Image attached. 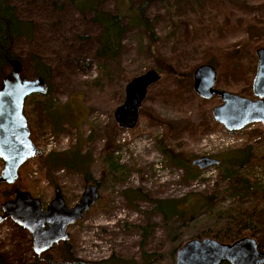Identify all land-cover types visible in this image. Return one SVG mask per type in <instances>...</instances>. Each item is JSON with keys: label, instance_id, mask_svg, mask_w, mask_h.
Masks as SVG:
<instances>
[{"label": "rangeland", "instance_id": "rangeland-1", "mask_svg": "<svg viewBox=\"0 0 264 264\" xmlns=\"http://www.w3.org/2000/svg\"><path fill=\"white\" fill-rule=\"evenodd\" d=\"M185 1V0H184ZM10 4L16 9L21 19L33 22L34 30L30 39L17 38L12 44V53L22 64V78L34 79L35 72L32 56H37L42 63L49 67L50 92L48 98L50 104L56 107H64L57 124L64 130L59 134H53L48 127L42 130L36 145L41 149V155L29 160L27 166L22 169L20 179H25V184L17 178L12 185L5 184L2 189L9 191L16 187L18 191H24L41 200L45 206L53 198L56 184L61 189L62 196L67 206H73L80 198L84 188L82 178L73 172L55 169L45 178L40 174L42 156L49 152L69 151L85 160L86 167L81 169V174H89L95 182H100V198L92 205L86 217L76 224L68 227L71 253L77 259L97 264L107 261L113 255L116 260L141 261V254H155L156 259L150 264H174L173 249L178 242L190 240L195 237L201 228H208L217 221L216 215L222 211H230L235 207H252L257 199L253 197H239L237 193H227L230 187V179L224 177L226 166H213L204 170H190L189 175H196L195 179H188L185 171L180 167L165 165V158L155 150L154 140L142 133L151 132L158 136L160 130H150L142 118L132 130H123L118 126L114 128L115 120L113 112L124 101V89L126 83L121 77L120 71H124L127 77L144 73L145 68L139 69L134 63L140 44L144 45L145 38L140 36L137 28H128L121 40L122 52L116 62L106 61L97 55L98 42L101 28L91 22L89 12L81 13L75 6L65 0H10ZM263 0H237L234 3H226L230 13L227 24H217L218 18L224 14L223 10L212 9L210 15L215 17L208 27H257L252 31V36L241 52L237 62H231L236 66L246 64L245 59L251 57V46L264 42V7L260 5ZM146 3L144 13L149 21L153 22V29L157 37L161 39L159 45L164 49V34L170 23L167 19L174 16L173 10H181L182 0H104L99 8L112 14H120V8L131 7V10L139 8ZM128 16L123 17V24L128 23ZM174 23L180 27L179 21ZM256 33V34H255ZM227 32L224 39L229 42L241 40L244 35L240 31H234L230 37ZM228 38V40L226 39ZM240 46V45H239ZM258 48L257 47L254 52ZM230 54L239 50L238 45L234 50L229 49ZM253 56L254 53L252 52ZM141 56V55H140ZM254 58V57H253ZM233 65V66H234ZM233 66H231L233 68ZM100 68L105 69V77L98 88L87 89L81 87L82 82L102 76ZM10 66L5 71H10ZM240 74V73H239ZM251 74V73H250ZM230 77V76H229ZM243 79V78H242ZM105 80V81H104ZM120 83V87L116 86ZM245 82L238 81L228 88L218 87L230 93L237 94ZM1 87V86H0ZM113 88L121 97L118 104L109 92ZM99 90L101 93H99ZM149 90V89H148ZM242 95V93H239ZM28 99V98H27ZM26 101V100H25ZM35 100L28 99L24 110L31 112L29 123L38 117L39 109L33 108ZM47 103H42L44 110ZM145 105L149 106L147 100ZM221 104L219 97L209 100V106L214 108ZM153 108L162 118L179 123V113L160 103L153 104ZM195 105L190 104L184 109L185 116L193 123L199 120L195 113ZM37 115V116H36ZM36 117V118H35ZM31 119V120H30ZM244 128L238 134H226L219 129L210 135L220 137L234 136L243 141L233 145L225 144L221 140H212L209 135L201 137L198 141L190 142L186 152L193 160L196 156L215 155L221 157L224 162L230 154L243 149L244 145L253 148L252 153L257 157L264 154V133L258 124ZM255 131L256 135L250 137ZM114 132V141L120 147L113 152H105L104 145L106 135ZM54 135L57 142L56 149H49L48 139ZM90 136V137H89ZM206 139V144L203 142ZM109 157V159L107 158ZM218 157V158H219ZM118 167H113V164ZM0 160V174L3 169ZM190 166V165H189ZM241 175L247 176L252 184L264 185V168L259 166L251 168H238ZM46 168L43 166L41 173ZM47 172V171H46ZM185 178V182L182 179ZM137 191L148 195L155 200H181L186 214L191 213L193 205L200 201L202 210L193 219L183 222L173 218L165 223L161 214L154 211V205L146 199H141L125 191ZM129 195V200L127 197ZM214 196L212 202H205L201 197ZM14 195L11 196V199ZM131 203V204H130ZM198 204L195 205V209ZM227 214H224L226 217ZM150 226V235L143 240L141 228ZM174 238V240H173ZM192 239V238H191ZM178 240V241H177ZM144 243L142 247L140 244ZM62 245L58 244L47 253L39 256L37 264H69L60 257L57 250ZM0 257L5 264H22L35 262L36 256L32 249L31 236L25 229L6 220L0 224ZM47 258L49 260H47Z\"/></svg>", "mask_w": 264, "mask_h": 264}, {"label": "trees", "instance_id": "trees-1", "mask_svg": "<svg viewBox=\"0 0 264 264\" xmlns=\"http://www.w3.org/2000/svg\"><path fill=\"white\" fill-rule=\"evenodd\" d=\"M10 0H0V86L2 79L6 75L5 71L9 66V61L17 59L12 53L13 41L17 38L24 37L30 39L34 25L32 21L21 19L18 17L16 9L10 4ZM72 3L76 9L81 13L89 12L91 14V22L100 26L101 31L97 39L98 50L97 55L104 58L106 61L116 62L119 55L122 52L121 40L128 28H137L140 31L141 39L145 38L144 45L140 44L137 54V61H134L138 65L139 69L145 68V70L153 69L160 76L159 81L150 86L147 91V96L140 107L139 119L145 120L150 130H160L158 136L151 132L142 133L154 140V148L156 151L162 154L165 158V165L170 167L182 168L188 179H195L196 175H189L190 170L194 169L189 166L191 159L187 154L186 148L188 141L195 142L201 137L208 136L212 132L219 129L217 124L211 115L212 108L209 106V100H203L199 98L192 88V73L200 65L210 64L214 66L218 72L217 86L222 88H228L234 86L238 81H242L245 76L242 75L241 68L232 64L231 62H237L243 49L249 45L250 36L252 31L257 27H208L211 22H215V17L210 15L212 9L223 10L224 14L217 15V24L226 25L227 19L230 15L226 3H234L237 0H182L183 4L180 6L181 10H173L174 16L168 18L167 23H170V27H167L164 34V42H167V46L163 49L159 43L161 39L157 37L153 29V22L149 21L145 17L144 9L146 3L142 4L139 8L131 10V7L120 8L124 13L112 14L105 12L99 8V5L104 0H65ZM117 1V0H116ZM264 1V0H263ZM264 7V2L260 5ZM129 17L128 23L123 24V17ZM179 21L180 27H177L174 23ZM240 31L244 37L236 42H229L224 39L225 33L233 35L234 31ZM260 29H257L258 31ZM256 34V33H255ZM230 36V37H231ZM228 40V38H226ZM238 45L239 50H235L230 54V48L234 50ZM240 45V46H239ZM264 46V42L251 46V57L245 59L246 65L252 63L251 59H254L252 52L257 47ZM141 55V56H140ZM33 63L35 77H40L44 80L48 87L46 94H32L28 99H33V108L39 109L38 117L35 120H31L29 123L31 112L24 110V115L27 120L28 129L30 132L31 141L36 144L42 130L49 128L53 134H59L64 130L57 124L56 117H59L60 111L64 107H56L55 104H50L48 98L50 92L49 77L50 68L45 66L41 59L37 56H32L30 59ZM228 61L231 63L228 65ZM234 65V66H233ZM241 65V64H240ZM233 66V68L231 67ZM105 69L100 68V74L91 81L82 82L81 87L87 89L98 88L100 82L105 77ZM121 77L127 83L132 78L137 77L140 74H135L132 77H127L124 71H120ZM240 73V74H239ZM230 76V77H229ZM247 76V75H246ZM105 81V80H104ZM117 87H120V83H115ZM83 88V87H82ZM114 100H117L119 104L121 97H118L117 91L113 88L109 91ZM99 93L101 91L99 90ZM26 99L24 105L28 103ZM149 100L150 105L147 106L144 103ZM160 103L164 107H169L176 110L179 115V123L173 122L169 119L162 118L156 113L153 108V104ZM42 103H47L44 110H41ZM190 104L195 105V113L199 116V120L193 123L191 119L185 116L184 109L189 107ZM37 116V115H36ZM55 118V119H54ZM114 128L117 125L114 124ZM221 130L226 134H237L227 132L223 128ZM249 135L257 136V133L253 131ZM114 132H110L106 135V141L104 145L105 152H113L120 148L114 141ZM90 137V136H89ZM253 148L249 145H244L243 149L236 151V154L228 155L226 162L222 160L220 166H226L224 170V177L230 179V187L227 193L234 195L237 193L239 197H253L257 199V202L252 207H235L230 208V211H222L216 215L217 221L210 225L208 228H201L198 230L197 235L191 238H214L221 243H232L236 239L244 236L252 237L256 240L260 250L264 251V185L258 186L252 184L247 176L241 175L238 172V168H251L253 166H259L260 169L264 168V154L260 153L255 157L252 153ZM109 159V157L107 156ZM42 165H40V174L45 178L51 177L49 173L52 170H66L78 174L84 184L94 183L98 187L100 182H95L89 174H81V169L86 167L85 160L69 151L65 152H49L45 157L42 156ZM220 161V160H219ZM29 161L19 169V175L23 168L27 166ZM113 167H118L113 162ZM218 165V166H219ZM43 166L46 168L44 173H41ZM200 171L199 169H195ZM20 178L18 177V180ZM22 184H25L26 180L20 179ZM185 182V178L182 179ZM5 184L0 183V203L11 199L14 195L16 187L11 188L9 191H4L2 187ZM58 188V185H55ZM61 190V189H60ZM131 192L141 199H146L154 205V211L161 214L165 223H169L173 218L182 220L184 223L194 218L199 213L203 205H200V201H196L198 208L193 209L191 213H185L183 209L180 211L177 207H182L181 200H155L148 197L146 194H141L137 191H125L124 194ZM101 197V195H100ZM99 197V198H100ZM129 200V195L127 197ZM205 202H212L216 199L214 196L201 197ZM131 204V203H130ZM177 206V207H176ZM224 214H227L224 217ZM142 238L146 240L150 235V226L141 228ZM174 240V238H173ZM178 241V240H177ZM184 244L183 241L178 242L173 249L172 254H175L176 250ZM142 247L144 243L140 244ZM57 250H63L60 252L61 258L69 264H97L92 262H85L77 259L71 253L70 242H64ZM38 259L33 263L22 264H37ZM115 256L113 255L107 261L99 263L111 264L114 262ZM156 259L155 254H147L142 252L141 261L136 262L133 260H116L121 264H150ZM47 260H49L47 258ZM0 264H5L0 257ZM228 264V263H222Z\"/></svg>", "mask_w": 264, "mask_h": 264}, {"label": "water", "instance_id": "water-1", "mask_svg": "<svg viewBox=\"0 0 264 264\" xmlns=\"http://www.w3.org/2000/svg\"><path fill=\"white\" fill-rule=\"evenodd\" d=\"M255 55L258 65L252 86L257 95L256 90L264 79V48H258ZM9 66L11 69L3 77L0 87V160L4 165L0 183L12 185L18 178L20 167L41 154L30 139L23 113L25 100L32 94H46L48 87L40 77L22 78L23 68L19 60H10ZM216 78L217 71L210 64L200 65L192 73V88L199 98L209 100L219 97L221 100V104L211 111L213 120L228 132L241 131L254 122H260L264 128V100L214 89ZM159 79L158 73L150 69L126 84L124 101L113 112L115 123L120 129L135 128L148 88ZM219 163L216 158L203 156L194 159L191 166L204 170ZM98 197V187L86 184L78 202L68 207L57 188L54 197L42 210L38 198L15 190L12 199L0 204V224L8 219L28 231L33 252L41 255L68 240V227L81 220ZM174 256V264H264V252L259 250L253 238L247 236L232 243H221L212 238H192L178 248Z\"/></svg>", "mask_w": 264, "mask_h": 264}, {"label": "flooded vegetation", "instance_id": "flooded-vegetation-1", "mask_svg": "<svg viewBox=\"0 0 264 264\" xmlns=\"http://www.w3.org/2000/svg\"><path fill=\"white\" fill-rule=\"evenodd\" d=\"M252 60V63L250 64V65H246V64H241V66H240V68H241V71H242V75H244L245 77L242 79V81L243 82H245V85L244 86H242V87H240L241 89H240V92L239 93H242V95H240L239 93H238V95H240V96H243V97H245V98H249V99H255V100H259V99H262V100H264V79L263 80H261L262 82L260 83V85L258 86V88H257V95H255L254 94V92H253V86H252V84H253V80H254V77H255V75H256V72H257V65H258V60H257V57H256V55H255V52H254V59H251ZM231 63L228 61V65H230ZM216 69V68H215ZM217 71V70H216ZM251 73V74H250ZM217 75H218V72H217ZM247 75V76H246ZM217 79H218V77L216 78V81H215V84H214V89H219L218 88V86H217ZM150 88V87H149ZM148 88V89H149ZM147 96V95H146ZM214 97H212V99H213ZM138 121H139V118H138ZM138 123V122H137ZM259 124H260V126L262 127V125H261V123L260 122H258ZM263 132H264V128H263ZM153 146H154V142H153ZM203 156H207V157H209V158H216V159H218V160H220V165L222 164V160L221 159H219L218 157H216L215 155H202V156H196V158H194V159H197V158H200V157H203ZM193 159V160H194ZM193 160H191L190 161V166H191V162L193 161ZM192 167V166H191ZM194 169H198V168H196V167H193ZM88 184H94V183H88ZM86 185V184H85ZM96 185V184H95ZM97 186V185H96ZM98 187V186H97ZM98 189H99V187H98ZM23 192V191H22ZM54 194H55V190H54ZM32 196V195H31ZM32 197H34V196H32ZM54 197V196H53ZM99 197H100V193H99ZM34 198H36V197H34ZM80 199V198H79ZM65 201V200H64ZM50 202V201H49ZM48 202V203H49ZM78 202V201H77ZM76 202V203H77ZM1 203H3V202H1ZM0 203V204H1ZM47 203V204H48ZM75 203V204H76ZM66 204V203H65ZM74 204V205H75ZM73 205V206H74ZM46 206L47 205H43L42 204V210H45V208H46ZM68 207H71V206H68ZM86 215H84V217H85ZM8 220V219H7ZM81 220H83V219H81ZM244 237H246V236H244ZM247 237H249V236H247ZM240 238H242V237H240ZM252 238V237H251ZM212 239H214V238H212ZM239 239V238H238ZM254 239V238H253ZM216 240V239H215ZM237 240V239H236ZM255 240V239H254ZM256 241V240H255ZM66 242H69V238H68V240L66 241ZM259 248V247H258ZM260 250V249H259ZM260 251H262V250H260ZM262 252H264V251H262ZM35 254V253H34ZM43 254H45V253H43ZM43 254H41V255H43ZM62 254V253H61ZM61 254H60V257H61ZM41 255H36L35 254V256H36V259L37 258H39V256H41ZM175 255V254H174ZM222 263H227V262H221V264ZM229 264V263H228Z\"/></svg>", "mask_w": 264, "mask_h": 264}, {"label": "built area", "instance_id": "built-area-1", "mask_svg": "<svg viewBox=\"0 0 264 264\" xmlns=\"http://www.w3.org/2000/svg\"><path fill=\"white\" fill-rule=\"evenodd\" d=\"M254 125H252L253 127ZM251 129V127H249V130ZM209 137L212 139V140H221L222 142H225V144H230V145H233L234 143L236 142H240V141H243L242 138H239V139H235L234 136H227L225 138L223 137H220L219 135H209ZM203 142H205L206 144V139H203ZM49 148H55L57 145H56V142L54 141L53 137H50L49 138V144H48Z\"/></svg>", "mask_w": 264, "mask_h": 264}]
</instances>
